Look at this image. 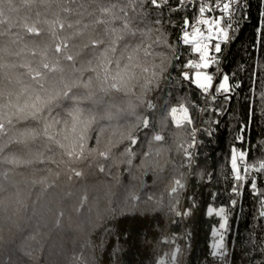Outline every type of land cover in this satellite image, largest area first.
I'll use <instances>...</instances> for the list:
<instances>
[{
  "label": "trees",
  "instance_id": "trees-1",
  "mask_svg": "<svg viewBox=\"0 0 264 264\" xmlns=\"http://www.w3.org/2000/svg\"><path fill=\"white\" fill-rule=\"evenodd\" d=\"M247 2L0 0V264H264V0ZM202 16L230 29L207 69L185 41Z\"/></svg>",
  "mask_w": 264,
  "mask_h": 264
},
{
  "label": "built area",
  "instance_id": "built-area-1",
  "mask_svg": "<svg viewBox=\"0 0 264 264\" xmlns=\"http://www.w3.org/2000/svg\"><path fill=\"white\" fill-rule=\"evenodd\" d=\"M226 3L229 4V6H230L229 10H230L232 16H233V12L236 8H242L245 10L248 8L247 0H226ZM218 6H220V4L217 3L216 7H218ZM204 23H206V25H203ZM211 23H215L217 28L212 26ZM230 23H231L232 28H234L233 27V18L231 19ZM199 25H203L202 35L203 36L207 35V36H204V37H201V36L195 37L194 36V33L198 30ZM231 30H233V29H231ZM219 32H220V34H219ZM219 35H221V37H223L222 41H218ZM193 37H195V38H193ZM229 37H230V29H228L225 25L222 24L220 17H218L216 20H213L212 17L202 16L199 18V20L195 24L194 29L185 34V41H186V43L191 45L193 48V51L199 55L200 65L203 68H209L214 61V55L217 53L215 51L217 48L216 43L217 42H226L227 43V42H229ZM201 43H202V45H201ZM214 51H215V53H214ZM221 70H222V68L220 67L218 70V73ZM211 91H212V89L208 90V97H207L208 100H210L209 97H210ZM195 106L199 109L200 113L203 112V107H199L197 105H195ZM179 108H181V107H175L171 111L172 117H173L175 123L178 125L189 121L188 120V118H189L188 114L189 113H187V112L183 113L184 117L179 116L178 110H177ZM236 153L238 154L239 151L236 150ZM225 236H226V229H225V227L221 226L219 228L217 234H216V243L219 245L218 250H219V253L222 255L221 259H223V255L225 252Z\"/></svg>",
  "mask_w": 264,
  "mask_h": 264
},
{
  "label": "rangeland",
  "instance_id": "rangeland-1",
  "mask_svg": "<svg viewBox=\"0 0 264 264\" xmlns=\"http://www.w3.org/2000/svg\"><path fill=\"white\" fill-rule=\"evenodd\" d=\"M211 25L212 26H214V27H216L217 28V26H216V24L215 23H211ZM193 33V32H192ZM219 34H220V32H219ZM218 41H222L223 40V37H221V35H219L218 36ZM217 45H218V43H216ZM217 50H218V47L216 48V52H217ZM215 51H214V53H215ZM194 79H195V81L196 82H198L199 84H201V85H203L204 87H206V88H210L211 86H212V80H211V77H210V75L208 74V72L207 71H205V70H197L196 72H195V74H194ZM221 86L222 87H227L228 86V80H227V78L225 77L224 79H223V81H222V83H221ZM176 107H181V108H179V109H177L178 110V114H179V116H183L184 117V114L183 113H185V112H187V113H189L188 114V120L189 121H187V122H190L191 120V117H190V112H189V110L188 109H186V107L185 106H176ZM173 108H175V106L173 107ZM172 108V109H173ZM172 109H171V111H172ZM172 115V114H171ZM173 118V117H172ZM173 121H174V119H173ZM175 122V121H174ZM178 125V124H177ZM181 125V124H180ZM237 154V153H236ZM239 154V153H238ZM237 154V155H238ZM225 224V222L223 223V225Z\"/></svg>",
  "mask_w": 264,
  "mask_h": 264
},
{
  "label": "bare ground",
  "instance_id": "bare-ground-1",
  "mask_svg": "<svg viewBox=\"0 0 264 264\" xmlns=\"http://www.w3.org/2000/svg\"><path fill=\"white\" fill-rule=\"evenodd\" d=\"M203 25H206V23H204ZM203 25H199V27H198V30L194 33V36L196 37V36H201V37H204V36H207V35H202V30H203ZM195 37H193V38H195ZM192 38V39H193ZM205 44V43H204ZM201 45H202V43H201ZM206 46V45H205ZM202 47V46H201ZM207 48V47H206ZM200 61V60H199Z\"/></svg>",
  "mask_w": 264,
  "mask_h": 264
},
{
  "label": "water",
  "instance_id": "water-1",
  "mask_svg": "<svg viewBox=\"0 0 264 264\" xmlns=\"http://www.w3.org/2000/svg\"><path fill=\"white\" fill-rule=\"evenodd\" d=\"M149 125V118H146L145 123H144V128H147Z\"/></svg>",
  "mask_w": 264,
  "mask_h": 264
}]
</instances>
